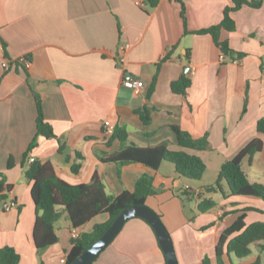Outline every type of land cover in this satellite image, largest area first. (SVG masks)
<instances>
[{
    "label": "crops",
    "instance_id": "obj_1",
    "mask_svg": "<svg viewBox=\"0 0 264 264\" xmlns=\"http://www.w3.org/2000/svg\"><path fill=\"white\" fill-rule=\"evenodd\" d=\"M183 1L186 26L182 6L175 0H161L155 9L139 7L136 0H0L4 49L0 51V181L5 182L7 195L2 204H15L11 210L0 204V250L14 248L21 255L19 264H61L72 249L74 231L90 234L109 220V215L101 214L74 229L64 212L55 224L59 242L39 252L34 241L36 205L26 177L30 156L50 162L57 176L72 185L90 184L98 176L111 197L133 193L142 176H153L160 192L148 197L146 205L170 232L179 264H204L205 259L218 264L220 237L246 208L263 212H248L247 225L264 222V201L256 197L220 202L222 195L217 194V208L198 213L205 177L199 182L187 180L171 163L154 171L142 164L101 161L128 145L167 144L179 151L173 126L195 139L208 135L206 151L186 152L200 157L207 172L209 164L214 166L217 174L253 140L264 144V134L258 131V122L264 119V3L259 9L245 6L234 13L236 31L221 32V41L243 54L241 64H234L230 58L221 60V49L211 35L195 34L219 25L231 0ZM126 44L130 50L125 64L119 65V48ZM23 56L31 60L30 69L21 63L9 71L3 68L5 60ZM125 73L142 80L145 88L138 92L125 88ZM182 76L191 80V87L178 95L172 83ZM33 93L41 97L57 139L39 138L25 158L37 132ZM145 109L150 110L149 124L139 115ZM107 120L117 130H126L125 143L105 136ZM242 168L251 183L264 186V148L252 159L245 157ZM186 189L197 197L181 199ZM188 202L193 204L189 210ZM259 259L264 264V253L256 247L247 259L224 255L225 264H255ZM97 264L167 261L152 227L137 218L124 225Z\"/></svg>",
    "mask_w": 264,
    "mask_h": 264
},
{
    "label": "trees",
    "instance_id": "obj_2",
    "mask_svg": "<svg viewBox=\"0 0 264 264\" xmlns=\"http://www.w3.org/2000/svg\"><path fill=\"white\" fill-rule=\"evenodd\" d=\"M160 1L144 0V3L146 7L155 9ZM175 1L182 6V18L186 26L185 3L183 0ZM263 3L264 0H231V6L225 9L223 20L219 25L195 32V34L211 35L226 58H230L231 62L240 60L243 54L236 53L227 42H222L220 39L221 32L223 30L228 32L236 31V23L233 19L234 13L245 6L259 9ZM156 79L157 74L154 82ZM190 87L191 80L187 76H182L179 80L172 83V91L178 95H185ZM33 95L37 107V132L29 145L25 158H28L29 153L37 147L39 138L43 137L47 140L57 139L52 126L45 118L41 97L37 93H33ZM139 115L144 124L151 122L150 110L140 111ZM172 129L175 134L176 144L181 148L180 151L171 150L167 144L151 148L128 145L117 153L103 156L101 161L122 166L142 164L154 171H158L161 165L166 162L176 167V172L179 176L190 181H202L207 173L206 164L200 157L190 155L186 150L206 151L209 148L208 135L195 139L189 132L179 126H173ZM258 131L264 134V119L259 120ZM113 137L119 138L123 143L128 139L127 132L124 129H116ZM263 148V142L260 139H255L233 159L223 164L216 181L211 185L205 186L199 194L197 212L203 214L217 208V202L209 198V196L217 194H221L224 199L256 197L264 201V186L251 183L242 168L245 157L252 159ZM60 151H63L62 144ZM12 166L13 160L11 159L9 167ZM73 171L77 172L78 168L75 167ZM0 177H2L1 174ZM26 177L32 183L31 196L36 205L37 218L34 227V241L39 252L59 242L55 224L62 218L64 212L68 214L74 229L83 227L98 215H109L107 223L97 225L92 233L83 234L79 238L72 240L73 246L67 257V264H72L96 242L123 210L133 205H146L148 197L157 195L160 192L154 185V177L146 174L137 181L133 193L124 192L118 197H111L106 193L105 187L98 176H94L90 184L72 185L57 176L50 162L42 163L39 160L29 164ZM4 183L3 180L0 181V204L7 199V195L4 193ZM10 189L11 187L8 186L7 191ZM180 197L183 200L192 201L197 195L191 189H186L181 193ZM251 211L261 212L255 208H246L238 212L241 215L221 235L217 245L216 257L218 264H225V253L234 255L240 260L251 257L253 255V247L264 253V222H255L247 225V213ZM146 223L148 224V222ZM97 260L92 264H97ZM20 261L21 255L14 248L7 246L0 250V264H19ZM204 264H210L209 260L205 259ZM255 264H261L260 259Z\"/></svg>",
    "mask_w": 264,
    "mask_h": 264
},
{
    "label": "water",
    "instance_id": "obj_3",
    "mask_svg": "<svg viewBox=\"0 0 264 264\" xmlns=\"http://www.w3.org/2000/svg\"><path fill=\"white\" fill-rule=\"evenodd\" d=\"M137 218L148 222L154 230L167 264H179L170 232L161 217L147 205H133L123 210L108 230L72 264H92L112 244L124 225Z\"/></svg>",
    "mask_w": 264,
    "mask_h": 264
},
{
    "label": "built area",
    "instance_id": "obj_4",
    "mask_svg": "<svg viewBox=\"0 0 264 264\" xmlns=\"http://www.w3.org/2000/svg\"><path fill=\"white\" fill-rule=\"evenodd\" d=\"M136 5L139 7H144L145 6L144 0H136ZM129 50H130L129 44L120 46L118 58H117L119 65L125 64L127 52ZM0 51L4 52L1 38H0ZM221 60L223 62L226 60V57L224 54H221ZM18 63H21L23 68L26 70L30 69L32 66L31 60L27 56H23L19 60L14 61V62H9L8 60H5L3 63V68L6 71H9V70H11L12 67L16 68ZM233 63L234 64H241V61L240 60H234ZM123 86L127 89L134 91V92H138V91L143 90L145 88V83L142 80L135 78L133 75H131L129 73H125L124 79H123ZM103 131H104V134L107 138H112L115 131H116V126L111 121L107 120L103 123ZM35 160L36 159L33 156H30L28 163L32 164L35 162ZM14 205H15L14 202H11V203L5 202L3 204V209L4 210H11ZM80 236L81 235L76 231H74L72 233L73 239H77ZM67 261H68V259L64 258L63 260H61V264H67Z\"/></svg>",
    "mask_w": 264,
    "mask_h": 264
},
{
    "label": "rangeland",
    "instance_id": "obj_5",
    "mask_svg": "<svg viewBox=\"0 0 264 264\" xmlns=\"http://www.w3.org/2000/svg\"><path fill=\"white\" fill-rule=\"evenodd\" d=\"M177 150H181V148H176ZM209 166V171L206 173V175H205V179H204V184H206V185H211V184H213L215 181H216V179H217V171H216V168L214 167V166H212V165H208ZM193 182H195V181H193ZM209 198H211V199H213L214 201H216L217 202V196L216 195H211V196H209ZM224 200H223V197L221 196L220 197V202H223ZM187 207H188V210H189V208H193V204H191V202H188V204H187Z\"/></svg>",
    "mask_w": 264,
    "mask_h": 264
}]
</instances>
